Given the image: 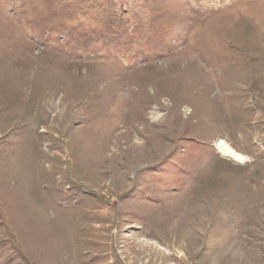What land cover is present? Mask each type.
<instances>
[{"label":"rangeland","instance_id":"374dc122","mask_svg":"<svg viewBox=\"0 0 264 264\" xmlns=\"http://www.w3.org/2000/svg\"><path fill=\"white\" fill-rule=\"evenodd\" d=\"M0 264H264V0H0Z\"/></svg>","mask_w":264,"mask_h":264},{"label":"bare ground","instance_id":"6f19581e","mask_svg":"<svg viewBox=\"0 0 264 264\" xmlns=\"http://www.w3.org/2000/svg\"><path fill=\"white\" fill-rule=\"evenodd\" d=\"M219 149L222 154H224L227 157L236 159V160H242V156L236 153L233 149L229 148L226 144L221 142L219 144Z\"/></svg>","mask_w":264,"mask_h":264}]
</instances>
